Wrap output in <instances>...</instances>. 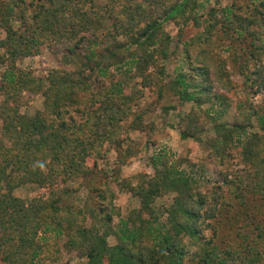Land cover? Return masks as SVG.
I'll return each mask as SVG.
<instances>
[{
	"label": "trees",
	"instance_id": "trees-1",
	"mask_svg": "<svg viewBox=\"0 0 264 264\" xmlns=\"http://www.w3.org/2000/svg\"><path fill=\"white\" fill-rule=\"evenodd\" d=\"M103 1L0 0V264H53L60 239L82 254L80 264H264V105L247 102L250 91L264 89V0H231L203 20L198 0ZM189 19L206 21L203 30L167 68L175 51L164 23L182 27ZM45 51L58 65L44 75L18 65ZM218 52L231 56V71L242 77L233 102L213 92L216 81L235 86ZM111 67L133 69L141 88L126 90ZM167 91L177 101L161 110L177 117L181 138L212 124L204 159L220 181L199 191L190 172L152 152V173L117 182L139 201L122 216L100 166L105 145L119 153L137 130L149 151L168 136L166 127L144 123ZM25 93L42 96L32 115L20 110ZM145 95L153 100L142 103ZM232 107V122H221ZM252 117L257 131L249 130ZM125 152L135 153L129 144ZM58 180L87 204L65 203ZM26 183L43 188L28 202L14 194ZM169 192L170 204L157 208Z\"/></svg>",
	"mask_w": 264,
	"mask_h": 264
},
{
	"label": "rangeland",
	"instance_id": "rangeland-1",
	"mask_svg": "<svg viewBox=\"0 0 264 264\" xmlns=\"http://www.w3.org/2000/svg\"><path fill=\"white\" fill-rule=\"evenodd\" d=\"M99 3H103V0H97ZM231 0H198V2H203V13L201 20L206 18L207 11L210 8H220L225 4H228ZM197 26L193 23L191 19L187 21L186 24L177 25L173 20H169L164 23V31L170 35L169 40V51H175L172 56L173 63L169 61H165L166 67H173L174 64H177L181 61V53L182 44L184 41L190 40L193 36L198 34L203 30L205 25ZM180 30V31H179ZM126 38L121 39L124 42ZM2 52V49H0ZM223 60L225 66V70L229 72V77L231 79V83H234L230 87H226L222 82H215L213 87V92L224 94L226 102H233L236 99V91L235 89L241 86L242 77L236 72H232V65H236L233 60H231V56L225 52H218ZM120 63V62H119ZM164 63V62H163ZM232 64V65H231ZM18 65L21 68L31 70L34 74L38 76H42L46 73L47 70L56 67L58 65L57 60L54 55H52L49 51H45L42 55H37L33 57H25L19 60ZM212 67V78L216 80L217 75L215 72L216 66L211 65ZM111 72L115 74V79L122 81L126 90L132 91L133 89H140L141 85L139 83V78L135 77L132 71L126 70H118L114 67H111ZM2 69L0 66V73ZM231 71V72H230ZM255 89V87H254ZM253 89V90H254ZM146 92V91H145ZM250 91L247 102H250L256 108H263L264 105V89L259 93H252ZM150 97L145 95L142 97V103L151 102ZM20 110L22 113L34 114V112L38 109L42 108V96L40 93L38 94H22L20 96ZM153 100V99H152ZM244 100V98H243ZM176 98L173 96L171 92H165L162 99L159 101L158 106L155 109L149 111L145 118L144 123L153 122L154 124L162 127H166L168 130V136L165 138L159 139L157 145L151 150H147L145 148V135L141 131L130 130L129 137L125 142L124 146L127 144L131 146V149L135 151L133 155H126L125 147L124 149H120L119 153H123L125 156L121 157L124 160L125 164H121L118 162V151L115 152L113 147H108V144L105 145L107 148L108 158L107 162H101L100 166L105 168L107 180L110 182V187L107 189V194L110 197L112 195V203L115 207L120 209V213L122 216H125L127 212L138 205L139 201L137 198L132 197L129 192L124 190L117 182L122 177H127L133 174L140 172L141 170H145L149 174L152 173V169L147 165L148 156L152 152L164 151L167 153L172 159L173 164L179 169H183L186 172H190L193 178L197 181L195 185V189L199 191H204L207 187L211 185H216L220 181V178L216 174V170L214 166L208 164L205 161L204 157L207 153L208 146L207 140L212 138L214 135V130L212 124L206 126L205 130L197 133L195 137L181 138L179 134V128L177 125V117L172 114H164L161 110V105H166L170 103H176ZM191 107V103H185L183 106L184 110H189ZM203 107H207V104ZM235 116L234 107L229 108L228 111L221 117L220 121L224 123H231L233 117ZM252 126L249 130H258V124L254 117H252ZM0 129H1V120H0ZM104 170V171H105ZM116 171V174L114 172ZM199 178H202V182H200ZM97 184L100 182L98 180L95 181ZM54 186L58 189L57 192L63 199L65 203H70L75 207L85 206L87 201H85L86 196L81 193L75 196L74 193L64 192L63 185L59 182H56ZM67 188V186L65 187ZM43 191V188L38 187L36 184L26 183L22 186L17 187L14 190V194L19 196L26 202H28L34 196L40 194ZM173 193L169 192L163 197L157 198L155 201V206L157 208H163L164 206H168L172 200ZM117 220V217L114 218V221ZM59 246L61 251L59 254L56 253V261H53V264H80L85 262V258L77 249H66L63 245L64 239L59 240ZM108 243L114 244L115 239L113 236L108 237ZM51 256V254H50ZM53 258V256H51ZM52 258H49L50 261Z\"/></svg>",
	"mask_w": 264,
	"mask_h": 264
}]
</instances>
